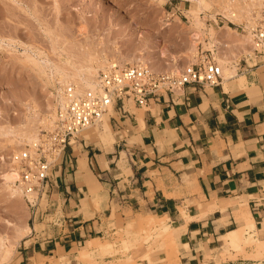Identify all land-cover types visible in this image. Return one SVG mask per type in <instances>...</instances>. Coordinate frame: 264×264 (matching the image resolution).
<instances>
[{
    "label": "crops",
    "instance_id": "obj_1",
    "mask_svg": "<svg viewBox=\"0 0 264 264\" xmlns=\"http://www.w3.org/2000/svg\"><path fill=\"white\" fill-rule=\"evenodd\" d=\"M242 72L244 86L186 85L152 100L144 126L116 109L110 146L68 148L39 193L15 264H87L83 248L129 213L167 218L181 264H202L224 238L232 247L228 235L247 225L240 206L262 232L264 60Z\"/></svg>",
    "mask_w": 264,
    "mask_h": 264
},
{
    "label": "rangeland",
    "instance_id": "obj_2",
    "mask_svg": "<svg viewBox=\"0 0 264 264\" xmlns=\"http://www.w3.org/2000/svg\"><path fill=\"white\" fill-rule=\"evenodd\" d=\"M206 1L207 6L200 8L196 0H0V239L6 237L15 245L4 264L16 263L24 238L35 222V207L26 199L12 198L5 181L14 153L29 144L14 141L15 132L34 126L38 134L53 122L58 109L54 106L58 90L65 85L52 80V68L64 65L68 68L67 60L86 68V64H91L87 60L91 55L98 80L99 73L110 63L146 65L158 73L180 74L186 66L203 60L214 58L221 65L220 60L228 58L227 65L234 77L227 82L238 83V77L243 76L242 69L247 67L245 58L251 47L239 38L247 35L246 26L262 14L264 4L260 7L255 3L257 6L251 7L252 0ZM226 3L232 5L236 16L226 15ZM197 16L202 17L203 25L196 24ZM193 33L201 36L196 44ZM257 62L249 61L248 65ZM42 68L48 74L42 73ZM126 110L135 117L140 111L145 115L147 107L129 101ZM112 117L119 118V114L109 110L102 122L77 134L70 150L77 154L79 149H86L85 145L110 146L102 138L107 134L106 121L115 136ZM246 209L239 207L240 216H244ZM113 227L110 236L98 239L101 243H110L113 251L103 253L97 248L91 250L89 260L80 261L87 264L180 263V250L173 244L172 231L149 227L145 217L130 213ZM21 228L29 231L17 239ZM244 235L246 240L240 248L231 247L224 238L220 249L204 254L202 264H264V230L256 234L247 229Z\"/></svg>",
    "mask_w": 264,
    "mask_h": 264
},
{
    "label": "built area",
    "instance_id": "obj_3",
    "mask_svg": "<svg viewBox=\"0 0 264 264\" xmlns=\"http://www.w3.org/2000/svg\"><path fill=\"white\" fill-rule=\"evenodd\" d=\"M251 36V51L245 62L264 60V11L246 26ZM223 69L214 59L186 66L180 74L158 73L145 65L110 63L98 75L99 93L80 94L77 86L64 87V102L58 106L53 122L41 128L37 138L22 148L17 160L15 183L22 187L25 199L36 207L35 194L43 192L51 171L64 152L72 149V139L102 122L110 106L126 112V102L148 107L163 94L173 93L186 85L216 87L223 81ZM113 119V117L111 118Z\"/></svg>",
    "mask_w": 264,
    "mask_h": 264
},
{
    "label": "bare ground",
    "instance_id": "obj_4",
    "mask_svg": "<svg viewBox=\"0 0 264 264\" xmlns=\"http://www.w3.org/2000/svg\"><path fill=\"white\" fill-rule=\"evenodd\" d=\"M197 3L199 4V7L200 8H203V7H206L207 6V1L206 0H196ZM215 1V0H214ZM236 1V0H235ZM228 2H232L233 3V0H230ZM250 2V1H249ZM252 3V4H251ZM251 7L252 5H256L255 3L259 4L260 7L261 5L264 4V0H252L251 2ZM227 4V3H226ZM246 4V3H245ZM228 5V4H227ZM230 5V3H229ZM227 6L226 8V15L228 16H236L237 14H234V11L232 10V5L230 6ZM242 5V4H241ZM257 6V5H256ZM213 7V6H212ZM246 7V6H245ZM248 7H250L248 5ZM254 7V6H253ZM264 7V5H263ZM242 8V7H241ZM255 9V8H254ZM260 9V8H259ZM242 10H247L246 8H243ZM258 10V9H257ZM197 12V11H196ZM244 12V11H243ZM196 14V13H195ZM197 15V14H196ZM225 15V14H224ZM250 16V14H248ZM244 16V14H243ZM198 17V16H197ZM196 17V18H197ZM240 17V16H239ZM242 17V16H241ZM194 19L196 20V24L197 25H203V19L201 18H197V19ZM243 19V18H242ZM251 21V20H250ZM177 23V22H176ZM194 23V22H193ZM195 24V23H194ZM205 26V25H204ZM203 30V28H202ZM204 31V30H203ZM231 31V30H229ZM201 32V31H200ZM210 32V31H209ZM236 32V31H235ZM234 33V32H233ZM231 34V33H230ZM192 38H193V43L196 44L199 39H200V35L198 33H193V35H191ZM215 36V35H214ZM233 36V35H232ZM235 36V34H234ZM239 36V35H237ZM213 37V36H212ZM240 37V36H239ZM238 37V38H239ZM239 39H242L243 42H244V45L248 44L251 46V36L250 34H247V35H243V37H240ZM242 42V41H241ZM219 44H222L221 42H219ZM243 45V46H244ZM247 45V46H248ZM242 46V47H243ZM247 47H245L244 49H246ZM251 48L250 47V51H251ZM249 49V47H248ZM249 51V52H250ZM91 54V53H90ZM196 55V54H195ZM90 61V65L89 64H86L88 67L86 68H82L81 66L78 67V66H75L72 64V62L70 60H67V63L68 64V68L66 65L63 66H55V68H52V73L50 72L51 74V78L54 82H57L59 80V82L62 83L66 86V85H69V84H74L77 86V89H78V92L80 94H88V93H91V94H94V95H97L100 91H99V86H98V80H97V70L95 68L94 65H92V61L94 59V56H89L88 57ZM222 59V58H221ZM227 60L229 61V59L227 58ZM227 60H220V63L222 67V69L224 68V74H223V77H224V81L227 82L229 79L233 78V70L231 68L228 67L227 65ZM93 61V62H94ZM142 61V60H140ZM129 62V61H128ZM100 63V62H99ZM119 63V62H118ZM139 64V63H138ZM84 65V66H86ZM176 65V64H175ZM178 65V64H177ZM98 66V65H97ZM146 66V65H145ZM99 68V67H98ZM42 70V73L46 74L47 71H45L44 68L41 69ZM40 70V71H41ZM153 70V68H152ZM181 69H179L180 71ZM156 71V70H155ZM48 74V73H47ZM238 76V75H237ZM49 81L51 80L50 78L48 79ZM47 82V81H46ZM237 82L240 86H244L246 84V78L245 76H239L238 79H237ZM68 83V84H67ZM63 87V86H61ZM59 89V88H58ZM63 90L64 88L62 89H59L58 90V96H57V103L54 105L56 107L61 105L63 102H64V97H63ZM177 92L178 91H181V90H176ZM51 106V105H50ZM109 110H115L113 106H110ZM56 111V110H55ZM144 111V110H143ZM137 117V120L139 122V124L142 126L143 125V119H144V112L140 111L137 113L136 115ZM55 118V117H54ZM49 121V120H48ZM106 125H107V134L104 136V138H102V140L104 142H106L107 144H112V142H114V136L112 134V131L109 127V123H107L106 121ZM144 126V125H143ZM32 127V129H34L33 127L34 126H30L29 128H20V130L18 132H15V140L14 141H17L18 143L20 144H23L24 142H27L29 144H31L36 138H37V133L35 132V129L34 131H32V129H30ZM30 129V130H28ZM39 131V130H38ZM37 131V132H38ZM39 133V132H38ZM75 141V140H74ZM18 151L14 153V156H13V162L9 165L11 166L10 169L8 170L7 174L5 175V181L8 185V188L10 190V196L13 198V197H18L17 199H21L20 201L22 200H25V195H24V191L22 189L21 186L17 185L15 183V179L17 177V160H16V156L18 155ZM15 199V200H17ZM26 201V200H25ZM28 203V201H27ZM142 217V216H141ZM144 217V216H143ZM244 217L245 219L247 220V225H245V227L243 228H240L236 231H233L231 232L229 235H228V238H229V241L231 242V245L233 248H240V246L242 245L243 241L246 240L245 238V235H244V231L247 232V229H250L251 231L255 230V224H254V219L251 217V215H247V214H244ZM146 218V225H148L149 227H153V226H159L163 229H166V230H170L172 231L173 228H171L170 224L167 222V218H160L158 216H145ZM22 227V226H21ZM20 228V227H18ZM29 230L26 229V228H21L18 230V233L16 234L17 235V239H20L23 237V233L25 232H28ZM16 240V239H15ZM249 240V239H248ZM253 240V239H251ZM13 242L10 241V239L8 240V238L4 237V238H1L0 239V264H4L5 261L8 260V258L10 257L11 254H13L12 251H14V249L12 250V248L15 246L14 244H12ZM15 243V242H14ZM16 244V243H15ZM173 244L175 246V243L173 241ZM90 246L85 249L84 251L81 252V254H79L80 256V260L85 259V258H88L89 260V248H92V247H97V248H100L102 250L103 253H107V252H111L113 251V248H112V245L108 242L106 243H101L100 241L97 240H93L91 241V243L89 244ZM126 245V244H125ZM127 247V245H126ZM176 247V246H175ZM15 248V247H14ZM125 250V249H124ZM127 250V249H126ZM148 254V253H147ZM145 256H147L146 254H144ZM78 256V257H79ZM144 256V257H145ZM143 257V256H142ZM180 264V263H179Z\"/></svg>",
    "mask_w": 264,
    "mask_h": 264
}]
</instances>
